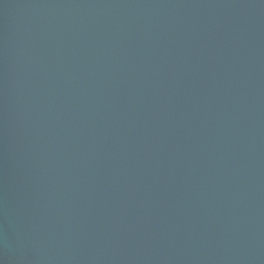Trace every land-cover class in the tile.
<instances>
[{
    "label": "water",
    "instance_id": "95a60500",
    "mask_svg": "<svg viewBox=\"0 0 264 264\" xmlns=\"http://www.w3.org/2000/svg\"><path fill=\"white\" fill-rule=\"evenodd\" d=\"M0 264H264V0H0Z\"/></svg>",
    "mask_w": 264,
    "mask_h": 264
}]
</instances>
